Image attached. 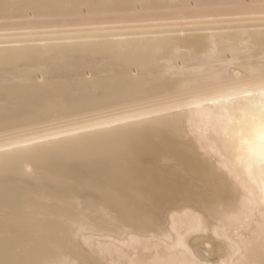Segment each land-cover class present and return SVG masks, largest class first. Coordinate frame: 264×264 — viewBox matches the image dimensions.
Masks as SVG:
<instances>
[{"label": "bare ground", "instance_id": "1", "mask_svg": "<svg viewBox=\"0 0 264 264\" xmlns=\"http://www.w3.org/2000/svg\"><path fill=\"white\" fill-rule=\"evenodd\" d=\"M7 1L3 20L23 3L43 21L78 20L0 26V264H57L80 234L105 238L101 263L264 264L261 0H184L206 8L165 14L151 8L180 0ZM133 3L151 8L134 17ZM130 65L155 75L122 77ZM48 75L68 81L56 89ZM119 100L106 116L55 117ZM25 115L36 123L16 126ZM33 158V176L16 168Z\"/></svg>", "mask_w": 264, "mask_h": 264}, {"label": "rangeland", "instance_id": "2", "mask_svg": "<svg viewBox=\"0 0 264 264\" xmlns=\"http://www.w3.org/2000/svg\"><path fill=\"white\" fill-rule=\"evenodd\" d=\"M7 1V0H6ZM9 1H11V0H9ZM9 1H7V2H9ZM15 1V4L17 3V1L18 0H14ZM14 1H11L10 3L12 4H14ZM61 1V0H60ZM59 1V2H60ZM246 1V2H245ZM244 1V3H248V0H245ZM72 2V1H71ZM9 3V4H10ZM73 3V2H72ZM136 4L137 3H139V2H135ZM198 3V5L196 4V3H190V5H192V7L194 6L195 7V9H196V7H197V9H198V7H199V9H198V11L201 9L202 10V7H203V9H205L206 7H204V5H202V3L201 4H199V2H197ZM249 3H250V0H249ZM12 4V5H13ZM62 4V3H61ZM60 4V5H61ZM136 4H132L134 7H131L130 5V7H129V10L131 11L132 9V11L130 12L129 10H128V12L129 13H132L133 11H134V13L135 14H133L132 16H134V15H137V14H139L138 12L140 11L141 13H142V11L144 10V12L141 14V16L142 15H144L145 14V7H147L146 8V11L148 10V9H150L151 7L148 5L147 6V4H146V6H145V3H142L143 5L141 6V5H136ZM180 4V5H179ZM196 4V5H195ZM25 5L26 4H19L18 5V7H15V11H13V9H14V7H12V9L6 14V15H4L5 17V19L3 20V18L2 19H0V22H3V24H5L4 26L2 25V23H0V26H1V28H5V27H12L13 26V24H15V25H17V24H26V25H28V26H31V27H33V26H36V24H39V22H37V18L36 17H39V14H40V12L39 11H27V12H24L25 10ZM60 5H58V2H57V5L55 4V6L57 7H60ZM64 5V4H63ZM63 5H62V7H63ZM200 5V6H199ZM15 6V5H14ZM170 6V7H169ZM172 6V7H171ZM175 6V12H176V10H177V12H178V8H179V10H180V7L181 8H185V10H192V9H194V7L192 8V9H186V7L188 8V7H190L189 5L187 6V4H185V1L184 0H180V1H178V2H173V1H169V2H166V3H161L160 4V6H158L157 8H151V11H153V10H155V11H153V12H155L154 14H157L156 13V10L157 11H159V14H162L161 13V11L163 12V14H165V13H167V11H174V9H170V8H173ZM179 6V7H178ZM202 6V7H201ZM142 7V8H141ZM163 7V8H162ZM176 7H178V8H176ZM201 7V8H200ZM85 8V7H84ZM84 8H82L83 10H84V12L83 13H80L79 12V16L81 17V14H82V16H84V19H85V16H88V18L90 17V12H88L89 10L87 9V8H85V9H87L88 11H86ZM132 8V9H131ZM140 8V9H139ZM162 8V9H161ZM164 8H166V9H164ZM17 9H19V10H21V11H18V12H16V10ZM82 9L80 10V11H82ZM141 9H142V11H141ZM164 9V10H163ZM168 9V10H167ZM195 9H194V12H192V13H198L197 11H195ZM196 9V10H197ZM216 9H218V8H216ZM215 9V10H216ZM219 9H221V8H219ZM137 10V11H136ZM139 10V11H138ZM200 10V11H201ZM207 10V9H206ZM150 11V10H149ZM149 12V14H151V15H154V14H152V12ZM166 11V12H165ZM199 11V12H200ZM14 12V13H13ZM35 12V13H34ZM176 12V13H177ZM125 12H123L122 14H124ZM126 13H127V11H126ZM125 13V14H126ZM169 13V12H168ZM170 13H173V12H170ZM169 13V14H170ZM35 14H36V16H35ZM96 15L94 18H96V20L97 19H99V17L100 18H102L100 15H98V14H101V13H98V14H96L95 12H93V14H92V16L93 15ZM103 15L102 16H104L105 15V17L107 16V14L108 13H102ZM148 14V12L146 13V16L147 15H149ZM16 15H18V16H20V22H18L19 21V19H17L18 18V16H16ZM77 17H79L77 14H75ZM98 15V16H97ZM112 15H114V14H111V17H113ZM119 15H121V13L119 14ZM129 15V14H128ZM7 16H9L10 18H7ZM73 16H74V14H73ZM72 16V17H73ZM108 16H109V14H108ZM122 16V15H121ZM121 16H117L116 15V17H121ZM124 16V15H123ZM123 16H122V18H123ZM22 17V18H21ZM42 16H40L39 18H38V21H40V18H41ZM67 17H70V19H68V18H65V17H63V19L61 20H56V19H54V20H49V21H51V22H56V21H63V20H78V18L77 19H72V17L71 16H67ZM115 17V16H114ZM127 17H129V16H125L124 18H127ZM130 17H131V14H130ZM135 17V16H134ZM137 17H138V15H137ZM6 18L8 19V20H6ZM35 18V19H34ZM43 19L44 18H49V16L48 17H42ZM42 18H41V22L40 23H48L49 21H46V20H42ZM51 18H52V16H51ZM53 18H57V17H53ZM52 18V19H53ZM58 18H59V16H58ZM60 18H61V16H60ZM76 18V17H75ZM82 18V17H81ZM81 18H79V20H81ZM88 18H87V21H88ZM16 20L15 22L13 21V20ZM92 19H93V17H92ZM3 20V21H2ZM56 20V21H55ZM91 20V19H90ZM36 21V23H34ZM82 21H84V20H82ZM7 23L9 24V25H7ZM28 23V24H27ZM12 24V25H11ZM14 25V26H15ZM3 26V27H2ZM134 65V64H133ZM131 66L130 65V68H129V66L128 67H126V69H122V73L124 74L122 77H127L126 75L128 74L129 76L131 75V72L132 71H134L135 72V74L137 73V69H140V68H138V66ZM5 67H11V66H7V64H5ZM121 69V68H120ZM132 69V70H131ZM175 70V69H174ZM124 71H126L127 72V74H125L124 73ZM143 71V68L141 69V72ZM178 71H180V70H178ZM177 71V72H178ZM80 72H85L84 74H86L85 75V77H86V79L87 80H89L90 81V79H92V80H94V76H92L91 75V73H89L90 72V70L88 71L87 70V68H82L81 70H80ZM88 72V73H87ZM134 72H132V74L134 73ZM173 71H169V73H172ZM175 72V71H174ZM166 73V72H165ZM37 74H39L38 75V78H37V75H36V80H34L35 81V83H36V85H40L42 82H43V80H42V75L40 74V73H37ZM79 74H82V73H79ZM79 74H78V76H79ZM89 76H88V75ZM131 75V80L133 81V80H135L136 79V81L135 82H138V79H139V77L138 76H142V75H145V77H144V79L145 80H149V78L150 79H152L153 78V74H154V72L153 71H150V72H144V74H140V71L138 70V73H137V75ZM150 74V75H149ZM41 75V76H40ZM147 75V76H146ZM152 75V76H151ZM155 75V74H154ZM63 76H65V75H63ZM63 76H61V75H59L58 76V78H55V76L53 77V76H50V75H48L47 76V79H49L50 81H51V84L52 85H55L56 87V89H59L60 87H61V85L62 84H64V83H66L67 81H68V77L67 76H65V77H67V78H65V77H63ZM129 76L127 77V79H129ZM151 76V77H150ZM50 77H53V78H50ZM85 77L83 78V79H85ZM88 77V78H87ZM90 77H92V78H90ZM124 77V78H125ZM143 77V76H142ZM167 78V77H166ZM85 79V80H86ZM114 79H116V77L114 78ZM4 78H0V83H2V82H4ZM130 80V79H129ZM34 81L31 83V82H29V80H21L20 81V83H21V85L23 86V87H26V88H31L33 85H35V83H34ZM81 81H82V79H81ZM140 81H141V79L139 80V85H143V89H146V87H148V86H150V85H152V84H154V83H159L160 81H154V82H148V83H142L143 82V80L141 81V83H140ZM170 81V80H169ZM169 81H166L165 83H169ZM172 81V80H171ZM170 81V83H172ZM4 84H6V85H13V84H10V83H4ZM138 84V83H137ZM150 84V85H149ZM145 85V86H144ZM148 85V86H147ZM113 89V88H112ZM147 89H150V88H147ZM111 90V89H110ZM110 90H108V91H110ZM114 90V89H113ZM112 90V91H113ZM120 90V89H119ZM118 89H117V91H119ZM53 91V90H52ZM107 91V92H108ZM112 91H111V93H112ZM114 91H116V88H115V90ZM113 91V92H114ZM116 91V92H117ZM148 91V90H147ZM145 92L144 91V94H135L134 93V95H137V97H135V99L137 100L136 101V103H138V102H141L140 101V99L142 98V97H144L145 98V101H147L146 99H149V96H151V95H149L148 94V92ZM53 93H55L54 95H56V96H60V98H61V96H62V92H59V90H57V91H53ZM115 93V92H114ZM133 93V92H132ZM143 93V92H142ZM167 93H170V92H167ZM166 93V94H167ZM127 94V96L126 97H128V99L129 98H132L133 100H134V95H132L131 94V92H128V93H126ZM54 95H52V96H54ZM113 95V94H112ZM116 94H114V96H115ZM132 95V96H131ZM140 95H144V96H140ZM147 95V96H146ZM149 95V96H148ZM154 95V94H153ZM131 96V97H130ZM138 96H140L141 98L139 99L138 98ZM146 96V97H145ZM156 96V94L153 96V97H155ZM64 96H62V98H63ZM115 97H118V96H115ZM115 97H113V98H115ZM148 97V98H147ZM139 99V101H138V99ZM144 98L142 99L143 101H144ZM150 98H152V96L150 97ZM104 100V99H103ZM133 100H131V99H129V101L128 100H125V102L128 104V105H132V104H130V101H132V103L133 104H136L135 103V100L133 101ZM115 101V100H114ZM111 102V101H110ZM109 101H108V103H110ZM117 102V101H116ZM120 100L117 102L118 103V106H117V104H112V103H110V104H112L111 106H112V108L110 107V105L107 103V102H103V103H106V104H103V103H100L99 104V106H95V105H93V106H90V107H88V108H86V110L84 109L83 111H82V113H84L83 114V116H82V113L80 114L79 112H81V111H79V112H77L76 110H77V108L76 107H71V109H70V111H65V114H66V112H67V114L66 115H70V116H65L64 114H63V112L60 110V111H58L57 113H56V119H58V121H61L62 120V123L63 122H66V123H71L72 121L74 122V121H77V120H74V119H79L80 118V120L79 121H84V120H88L89 118L90 119H92V118H95L97 115V117H99V116H106L107 114H110L111 112L113 113V112H120V110L121 111H123L124 109L123 108H125V107H127L128 105L127 104H124L125 102H124V100H122L120 103ZM103 104V105H102ZM107 104L109 105V106H107ZM120 104H123L124 106H121L120 107ZM106 105V106H105ZM114 107V108H113ZM90 108H92V110L95 108V110L93 111V112H91L90 110ZM111 108V109H110ZM121 108V109H120ZM88 109H90V110H88ZM114 109V110H113ZM118 109H120V110H118ZM90 112H88V111ZM104 112H103V111ZM116 110V111H115ZM87 113H86V112ZM97 111V112H96ZM106 111H107V113H106ZM70 112V113H69ZM77 113V114H76ZM93 115H92V114ZM96 113H97V115H96ZM106 113V114H105ZM72 114V115H71ZM57 115H58V117H57ZM78 115V116H77ZM86 115V116H85ZM89 115V116H88ZM29 116H31V117H29ZM66 118H65V117ZM75 116H77V117H75ZM95 116V117H94ZM25 117H26V115L24 116V117H22V118H24L25 119ZM32 115H28L27 117H26V120H24V119H20L21 120V124H16V126H18L19 127V125H22L23 123L24 124H33L32 122H34V123H36L35 121H37V119L36 120H32ZM36 117H38V116H36ZM67 117H70V118H67ZM28 118H30L31 120H32V122L28 119ZM50 118V117H49ZM54 118V117H53ZM66 120H65V119ZM74 118V119H73ZM82 118H85V119H82ZM47 119V118H46ZM72 120V121H71ZM27 121V122H26ZM30 121V122H29ZM53 121V123H57L58 121H56L55 120V118L52 120ZM71 121V122H70ZM50 122V121H49ZM49 122H46V123H44L45 125H49ZM72 122V123H73ZM38 123V122H37ZM51 123V122H50ZM41 125V124H40ZM40 125H38L39 127H40ZM53 125H55V124H53ZM32 126V125H31ZM38 126H36V128L38 127ZM38 127V128H39ZM34 128V127H33ZM35 128V129H36ZM37 128V129H38ZM28 129V131H30L29 129H31L32 130V127L31 128H27ZM128 129H131V128H128ZM21 130V129H20ZM23 130V129H22ZM15 132H16V130H14ZM188 131H190V130H188ZM13 133V132H12ZM186 133H187V131H186ZM189 133H190V135H192V136H194L193 135V133L192 132H188L187 134H188V136H189ZM11 134V133H10ZM36 158H33L32 160L30 159V160H27V163L26 164H22V165H17L16 166V168H18V170H22V171H24L25 172V174L27 175V176H33V174H34V172H33V164H32V162L35 160ZM82 236V237H81ZM87 236V237H86ZM77 237V238H76ZM91 237V238H90ZM94 236H88V235H82V234H80V235H74V237L73 238H75V241H77V243L76 242H74L73 241V244H68V242H69V240L72 242V238H70L69 240H67L66 242H67V244H68V248H69V246L71 247L70 248V250L68 249V248H66L65 246L67 245L66 244V242H65V244H64V247L62 246V249L63 248H65L66 249V251H62V253H61V256L63 257L62 258V261H61V256H58V258H59V262L57 263V264H111V262H107L108 260H105L106 262L105 263H101V261L103 262L104 261V257H105V254L103 255V254H101V253H97L96 252V248L95 247H97L98 248V246L99 245H101V243L103 244V242H104V244H106L105 243V238L104 237H102V238H100V237H96L95 236V238H93ZM74 240V239H73ZM109 242H111V243H113V244H115V245H119L118 244V242H117V244H116V241L115 240H108ZM107 241V242H108ZM115 241V242H114ZM108 245V244H107ZM204 247V249H207L208 250V247H207V245H205V246H203ZM206 247V248H205ZM52 248V247H51ZM54 248H52L51 250L53 251V253H54V250H53ZM210 249V248H209ZM68 250V251H67ZM60 251V250H59ZM98 251V250H97ZM56 253V252H55ZM64 253V254H63ZM60 254V253H59ZM95 254H96V256H95ZM73 256H75V258H77V259H74L73 260ZM95 256V257H94ZM91 257H94V260L92 259L91 260ZM99 257H101V258H99ZM67 258H68V260H67ZM100 259V260H99ZM101 259H103V260H101ZM71 260H73V261H71ZM95 260H96V262H95ZM94 261V263H92ZM62 262V263H61ZM100 262V263H99ZM38 264V263H37ZM39 264H41V261H39ZM46 264V263H45Z\"/></svg>", "mask_w": 264, "mask_h": 264}, {"label": "snow or ice", "instance_id": "3", "mask_svg": "<svg viewBox=\"0 0 264 264\" xmlns=\"http://www.w3.org/2000/svg\"><path fill=\"white\" fill-rule=\"evenodd\" d=\"M261 5L264 7V0H261ZM261 72L262 76L260 80V86L261 88H264V66H262ZM262 116H264V114H262ZM262 164H264V158H262ZM262 171H264V168H262ZM46 264H56V262H46ZM181 264H199V262L195 259V257H191V259L187 261H182Z\"/></svg>", "mask_w": 264, "mask_h": 264}]
</instances>
